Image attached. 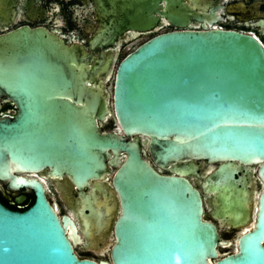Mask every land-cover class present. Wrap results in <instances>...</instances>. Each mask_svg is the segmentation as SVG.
<instances>
[{"label": "water", "instance_id": "1", "mask_svg": "<svg viewBox=\"0 0 264 264\" xmlns=\"http://www.w3.org/2000/svg\"><path fill=\"white\" fill-rule=\"evenodd\" d=\"M172 1L178 28L144 40L116 67L121 36L154 21L144 2L95 0L87 48L44 27L0 36V93L17 108L0 119V180L35 196L23 210L0 201V264H264V189L254 228L222 252L232 240L203 217L185 177L199 166L204 187L217 175L233 182L236 162L258 159L264 172L263 45L235 29L187 27L212 17ZM111 118L123 134L100 130ZM147 146L172 174L151 165ZM43 169L73 190L67 212L23 174ZM81 235L106 243L109 258L78 256Z\"/></svg>", "mask_w": 264, "mask_h": 264}, {"label": "flooded vegetation", "instance_id": "2", "mask_svg": "<svg viewBox=\"0 0 264 264\" xmlns=\"http://www.w3.org/2000/svg\"><path fill=\"white\" fill-rule=\"evenodd\" d=\"M138 1L144 2L154 21L141 23L143 27L148 28L147 31H135L134 35L123 34L120 51L130 41L142 37H146L144 39L146 40L158 32L178 28L173 23L172 0ZM183 4L199 16L212 17L211 20L200 17L189 18L187 27L201 28L203 24H209L212 27L235 29L253 34L261 41L264 48V0H183ZM141 7V5L137 6L138 13L142 12L139 11ZM153 7L156 10L152 11ZM96 9L95 0H0V36L10 35L24 26L44 27L61 36L68 45L80 43L87 48L91 30L97 26ZM111 48L109 46L104 51ZM16 111L13 99L0 93V119H11ZM100 130L119 131L123 134L112 118L100 125ZM145 158L159 173H173L169 169L170 164L155 161L149 146L146 147ZM195 163L199 165L200 161ZM220 163H216V168ZM236 164L233 182H228L221 175H217L214 189L209 185L206 187L203 185L206 179L204 168L198 166L195 174L185 175L199 190L203 202V217L216 225L221 238L229 241L233 236L237 238L254 228L259 212L260 195L264 189V172L260 170L261 159L246 164L239 162ZM23 174L28 178L34 177L46 185V197L56 206L59 215L68 211L73 190L65 180H47L45 169L35 172L25 171ZM34 198V190L31 187L24 186L18 190H11L7 181L0 180V201L5 206L21 210L17 207L31 204ZM58 203L61 204L62 211L58 210ZM80 238L81 240L74 244L78 256L93 258L90 255H107L106 243L89 241L82 235ZM232 244L233 240L230 245ZM224 248L219 246L221 251ZM107 257L109 258L108 255Z\"/></svg>", "mask_w": 264, "mask_h": 264}, {"label": "rangeland", "instance_id": "3", "mask_svg": "<svg viewBox=\"0 0 264 264\" xmlns=\"http://www.w3.org/2000/svg\"><path fill=\"white\" fill-rule=\"evenodd\" d=\"M146 37H142L141 39H136V40H133V41H130V42H128V43H126L125 45H124V47L121 49V51H120V53H119V55H118V57H117V59H116V61H115V67H116V65L118 64V62H119V60L128 52V51H130L131 49H133L134 47H136L139 43H141L144 39H145ZM115 67H114V69H115ZM108 85H109V90L111 91V89H112V85H113V77H111V79H110V81H109V83H108ZM110 125V124H109ZM210 187L212 188V189H214L215 188V184H214V181L212 180L211 181V183H210ZM54 198V197H53ZM55 201H56V199H55ZM61 204H57V206H58V210L60 211H62V209H61V206H60ZM235 239H236V236H233L232 237V240H233V244L232 245H228V246H226L223 250H222V252H230V251H233L235 248H236V242H235ZM90 256H92L93 258H107V255H96V256H94V255H90Z\"/></svg>", "mask_w": 264, "mask_h": 264}, {"label": "trees", "instance_id": "4", "mask_svg": "<svg viewBox=\"0 0 264 264\" xmlns=\"http://www.w3.org/2000/svg\"><path fill=\"white\" fill-rule=\"evenodd\" d=\"M29 205H30V204H29ZM29 205H25V206L17 207V208L23 210V209L27 208Z\"/></svg>", "mask_w": 264, "mask_h": 264}, {"label": "bare ground", "instance_id": "5", "mask_svg": "<svg viewBox=\"0 0 264 264\" xmlns=\"http://www.w3.org/2000/svg\"><path fill=\"white\" fill-rule=\"evenodd\" d=\"M56 207V206H55ZM57 209V208H56Z\"/></svg>", "mask_w": 264, "mask_h": 264}]
</instances>
